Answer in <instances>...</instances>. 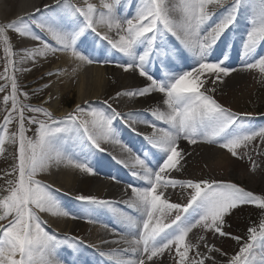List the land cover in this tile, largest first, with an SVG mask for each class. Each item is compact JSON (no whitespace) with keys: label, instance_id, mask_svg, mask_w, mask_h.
<instances>
[{"label":"snow or ice","instance_id":"obj_1","mask_svg":"<svg viewBox=\"0 0 264 264\" xmlns=\"http://www.w3.org/2000/svg\"><path fill=\"white\" fill-rule=\"evenodd\" d=\"M121 2L122 0H101V10H98L96 5L87 3V0L86 7H77L68 0H57V6L65 4L73 13L83 17V22L72 30H65L49 19L37 21V27L46 31L57 46L41 41L42 47L25 49V54L18 63L28 59L34 61L36 56H46L48 52L70 53L76 60L87 63L110 62L94 61L87 54L97 48L96 40L87 39L90 30L101 42L107 41L111 49L128 58L126 62L118 64L119 67L125 72H138L140 77L150 82L142 88L117 92V97H144L154 92L163 94L166 110L154 107L151 115L167 125V128H156L153 125V133L145 137L152 148L163 153L162 163L158 160V169L154 170L147 162L149 153L146 152L144 158H134L133 168L139 166L140 170L133 171L132 175L145 181L147 186L130 185L131 196L125 201L127 207L139 216L121 212L112 207L111 202L92 196L78 195L76 199L90 205L107 207L128 229L120 241H113H122L128 247L100 253L101 256L108 257L110 264H156L154 258L162 257L166 251L171 252L173 247L175 256L178 257L176 264H205L212 257L200 255L199 244L194 245L187 240L189 233L200 227L220 237L227 236L229 234L223 230L225 216L238 205L253 204L264 209V197L254 195L233 183L176 180L168 178L167 173L172 169L179 170L178 166L184 159L185 154L179 149L181 139L189 144H196L200 140L208 144H218L233 157L240 156L237 150L247 147L257 136L264 139V128L259 131L245 130L243 122L237 124L238 114L221 106L208 94L216 91L215 87L208 86L209 81L215 85L221 76L230 74L231 70L223 66V61L210 62L209 57L214 45L236 23L241 7L250 5L253 13L252 26L242 45L244 56L255 58L257 47L264 43V0H232L223 17L207 32H202V29L212 15L209 5H221L223 0H142L132 19H121L117 16L116 8ZM48 8L50 6L45 5V9ZM36 12H40V9L37 8ZM25 21L26 18L21 17L0 25V45H3L6 57L14 55L7 35L8 30H14L21 37L40 40ZM100 27L106 28L107 32H99ZM114 29L118 39L108 35ZM169 35L179 41L183 50L196 59L197 66L175 75L165 72L164 79H157L148 69L153 58L159 59L165 67L171 65L172 61L183 59L181 49L167 43ZM78 44L85 45L86 50L80 51ZM141 47L143 51L138 52ZM99 51L100 55L107 53L105 48H100ZM12 64L13 61L9 59L5 73ZM246 67H258L264 72V57H260L255 63H247ZM56 74L47 73L49 76ZM4 78L11 81V95L5 96L4 101L7 104L11 100L12 107L6 109L8 114L3 118L4 124L0 125L3 130L0 135V152L4 150L6 142L16 144L18 139L17 163L12 169L18 175L14 181H8L7 194L0 198V222L7 221L0 223V264H58L57 250L65 244L75 249L76 244L73 243V238L62 240L46 231L42 226L40 213L65 217L70 213L61 207L49 186L36 177L39 173L48 171L51 166L60 164L79 169L82 173L95 174L87 159L81 160L67 155L64 143L67 140L75 143L84 137L94 148L103 151L101 141L118 142L113 119L122 114L113 109V115L109 116L103 111L94 108L85 110L78 105L73 113L56 119L43 108L22 104L17 96L16 78ZM2 90L0 87V91ZM24 95L26 97L27 94ZM25 110L43 113L47 118H28V124L38 125L34 138L26 135L28 129L25 128ZM14 114L19 118L18 131L9 134L7 125L15 118ZM152 156L155 158V154ZM177 185L191 190L185 205L162 199L164 192L161 189ZM193 207L198 209L199 218L190 222L182 214L188 213ZM173 210L176 213L175 218L170 223H165L164 220ZM248 231L249 242L240 248L228 264H264V221L259 224V230L252 227ZM199 239L203 241L204 237ZM205 246L209 252L220 251ZM194 249L197 250L198 259L189 255ZM256 249L260 250L258 254ZM129 253L131 255H127Z\"/></svg>","mask_w":264,"mask_h":264},{"label":"bare ground","instance_id":"obj_2","mask_svg":"<svg viewBox=\"0 0 264 264\" xmlns=\"http://www.w3.org/2000/svg\"><path fill=\"white\" fill-rule=\"evenodd\" d=\"M75 2V4H73ZM68 0V2L72 5H75L77 7H86V0ZM129 1H131V7H127L129 5ZM142 0H122L121 4L117 5L116 8V14L121 19H132L134 18L136 14V10L139 7ZM87 3H92L96 5L98 10H101V0H87ZM231 2L229 3L231 5ZM19 8H21L15 16H12L10 18L12 22L14 20H18L21 17L26 18L25 22H30V20L34 21H43L45 19H49L50 22H53L55 25H58L61 27L60 21H58V15L63 12L66 14V16L71 17L73 15V19H71L73 25H79L83 22V17L77 16L76 13H73L72 9L67 8L65 4H60L57 6V0H0V17H4L3 11L8 9L6 12V17L9 15H12L14 13V10H16V6L20 5ZM45 5L50 6V8L45 9ZM135 6V7H133ZM6 7V8H5ZM39 8L40 12H36V9ZM245 7H242L243 12L240 14V16L244 15V9ZM213 5H209V11L215 12ZM130 17V18H129ZM217 18H219L217 15H211V18L206 22V24L203 26L202 32H207L212 27L215 26V24L218 22ZM65 21V20H64ZM1 22V20H0ZM6 24V23H3ZM213 25V26H212ZM32 31L40 37V40H32L31 38L27 37L28 42L26 47L24 49H32L36 47H42L41 41L49 43L52 46H57L56 42L51 39L49 34L46 31L41 30L39 27L31 25L30 26ZM127 27V25H125ZM211 27V28H210ZM98 31L101 33L107 32V29L104 27L98 28ZM12 33H16L14 30H12ZM91 33V31H90ZM9 37V34H7ZM95 35V34H94ZM108 35L113 39H118L117 31L114 29L112 32L108 33ZM228 36V34H227ZM226 36V38H227ZM100 40L99 37L96 36ZM225 38V40H227ZM88 41H92L93 39L87 38ZM97 41V40H96ZM176 39L169 35L167 37V43L171 44L172 46H176ZM9 43L12 45V51L16 49V45L10 41ZM108 45L107 41H99L97 42V48L96 51H88L87 54H90V56H94V52L99 53L100 55V48L107 47L104 45ZM110 46V45H109ZM218 47V50L226 49L225 52H228L232 54V58H229L231 60L229 63L230 67H233L232 72L236 71H244V66L246 61L248 60V57L244 56L241 57V59L236 58L237 54V48H232L231 43L226 42L224 40L218 41L216 45ZM83 48V51H85V45H80L78 49L80 51L81 48ZM142 52L143 48H139ZM90 52V53H89ZM14 53V52H13ZM93 53V54H92ZM229 54V56H231ZM185 54H183V57ZM12 56L13 64L10 65V68L13 69L15 66V58ZM189 61L184 60V58L180 61H172L171 66H173V69H176L177 73L180 74L182 71H189L193 67L197 66L196 59L189 55ZM216 53L212 52L211 56L209 57V61L213 62L216 61ZM94 61H104L108 60L110 62L105 63L104 66L99 67L95 62L93 63H87V62H81L79 60H76L74 57L70 55V53L65 52H56L53 54L52 52H48L46 56H36L35 60H25V65L21 69H24V73L27 75L31 74H38L36 78L33 79V83L40 82L42 80H45L43 85L41 87H37L36 93L38 96L41 95L42 97V104H44V108L47 109L48 112H51L53 114V117H57V119L63 118L67 116L69 113H73L74 110L77 108V106H81L85 108V110L90 109H96L97 111H103L107 115L112 116L113 115V109H115L116 112L121 113L126 120L130 121V124L132 126L134 134H136L137 139L141 142V147L137 145L133 146V157L127 158V154L125 153L124 147L122 145L117 144L116 142L108 141L107 146H105L106 150H110L116 157L112 156L113 162L115 159L118 160H126L129 162L130 165L134 164V158L136 156H139L140 158H143L144 156H140L141 153L139 151L142 148V153H144V149L148 148L150 149L149 152L152 154H155V158H153V163L150 167H152L154 170L158 169V163L159 160L160 163H162V157L163 153H160L158 149L152 148V146L148 143L146 136H149L153 133V125L156 128H167V125H165L163 122L158 121L151 115V109L154 107H159L161 110H166V106L163 104V94L154 92L151 93L148 96L144 97H128V96H120L117 97L116 93L121 91H128V90H135L137 88H142L149 84L148 80L144 77H140L138 75V72H125L123 68H118L116 65V62L121 63L120 57H115L114 55H108L106 58H98L94 57L92 58ZM127 57L124 59L123 63L127 61ZM228 60V61H229ZM160 60L157 59L156 63L159 65ZM190 63L191 66L187 67ZM170 66V65H169ZM236 66H238L236 68ZM40 70V71H39ZM39 71V72H37ZM53 72L57 73L56 75L49 76L47 73ZM14 71L12 72V76L15 77ZM152 74V73H151ZM236 74V73H235ZM153 75V74H152ZM231 75V72L230 74ZM232 77V76H231ZM154 78L159 79V77L154 76ZM224 78H227V76H221L220 80L217 81L215 85H212L209 81L208 86L215 87L216 91L215 93H208L213 96V98H218L219 92L227 87V84L230 80L226 82V84H223ZM212 79H215V77H212ZM239 79L238 77H234L232 79V83H234L235 80ZM18 82V80L16 79ZM11 83V81H10ZM230 84V83H229ZM47 85V87H45ZM75 89L74 92L76 94L77 100L72 102V100H65V103H62V97L66 95V93H72L71 90ZM221 98V97H220ZM222 102V101H221ZM64 106L67 108L62 109ZM223 106V105H221ZM227 109H230L232 112L238 114L239 120L237 121V124L239 125L244 117L239 114L238 110H234L233 107L227 105L223 106ZM131 114V115H128ZM119 119V117H116ZM143 118V119H142ZM116 125V124H115ZM38 127V126H37ZM121 127V126H120ZM122 129V128H121ZM132 139L131 137L129 140ZM124 144H126L124 142ZM212 145H218V144H208L200 140L196 144H189L186 140L181 139L179 141V149L183 150L184 159L180 162V166H178V169H172L167 173L168 178L170 179H176V180H184L180 179L179 175L181 174V171L183 167H188L187 164L192 161H196L199 159L204 164H207L210 168L216 169L219 168L220 170L226 168L228 163L231 162L230 156L223 152L220 149H214L212 148ZM94 147L86 140V138L82 137L80 141L73 142L72 140H67L64 143V151L68 152L72 149V152H76L77 150L80 152V155L83 157H80L79 159L84 160L87 159V161L91 164L92 167L97 169V172H100V167H108L110 166L109 163L104 159H96L90 153L88 150L93 149ZM231 154V153H230ZM74 156V155H72ZM76 157V156H75ZM203 158L202 160H200ZM204 160V161H203ZM185 169V168H184ZM133 171H139V166H136L133 168ZM183 172V171H182ZM95 174H99L96 173ZM174 174V176H171ZM178 174V177L176 176ZM183 174V173H182ZM42 179H45V181H41L44 184H47L49 186L50 191L53 193H57L60 195H63L62 205L63 209H65L67 212L70 213L69 216H54L50 213H42V221L46 222V225L51 227L53 229L51 234H61V237L68 236V237H75V234H78L77 237H79L77 240H83L87 241L88 243L93 244L95 247L99 249V251L104 253H109L113 249H123L125 247H128V245H125L122 241L120 243H114L113 241H120L121 237L117 239H111L109 235L107 234L106 230L98 224L88 226V230L83 228L82 225V219H85V214L80 215H74L72 210L73 207H80V204L78 202H71V199H68L70 197L69 195L75 194V192H78L81 190L82 186L88 184V181L91 180L92 182L89 183V188L91 187V192L88 194L89 196L95 197L99 200H105L111 202L112 207H121L126 210L127 214H131L132 216L138 217L139 214L136 213L134 210L129 209L125 203L131 196V187L126 188L117 184L116 186L112 183L104 182L103 180H99L95 177V175H89L86 173H82L79 169H75L71 166H67L65 164H60L59 166L53 165L51 166L48 171L39 173ZM104 175V174H100ZM98 175V176H100ZM194 178V177H192ZM191 179V178H187ZM193 181H196L195 179H191ZM128 185L131 184V186L135 187H144L147 186L145 181L139 180L137 177L135 178L133 175L130 177V179L127 181ZM179 186V185H177ZM171 187V186H170ZM175 188V187H172ZM82 191V190H81ZM161 191L164 192V196L162 199H167L169 202L171 197H174L175 195L173 189H161ZM93 194V195H92ZM184 194L180 193V197H178V200L184 199ZM85 204V202H83ZM66 205V206H65ZM96 206L97 211L100 206ZM107 208V207H106ZM75 212H80V210H77ZM111 211V215H112ZM192 208L189 209L188 213H183L182 216H186L188 218V221L192 222L194 219V216L192 215ZM76 218H72V217ZM82 218V219H81ZM97 218H99L97 216ZM100 219V218H99ZM117 229L121 230L123 232V235H125L128 232V229L124 225L116 224ZM85 231V232H84ZM51 232V231H50ZM84 232L81 236V233ZM87 232V233H86ZM80 234V235H79ZM122 235V236H123ZM58 238L60 237L57 236ZM130 236H128L129 238ZM66 238V237H65ZM63 239V238H62ZM130 239V238H129ZM107 241V243H105ZM114 246V248H107V246ZM65 245H62L58 250L57 254H62L63 257L66 259L68 264H104L102 262V259L100 256H98L97 252H94L91 256H86L81 254L78 250H64ZM90 251H92L90 249ZM65 255H68V258L65 257ZM127 255H131L130 253ZM105 259L109 261L108 257H105ZM157 264V263H156Z\"/></svg>","mask_w":264,"mask_h":264},{"label":"rangeland","instance_id":"obj_3","mask_svg":"<svg viewBox=\"0 0 264 264\" xmlns=\"http://www.w3.org/2000/svg\"><path fill=\"white\" fill-rule=\"evenodd\" d=\"M21 1V0H18ZM31 1V0H28ZM76 1H74L73 4H75ZM78 2L81 3L80 0ZM231 0H223V3L221 5H213L215 10V13L219 18H217V21L223 17L226 10L231 6L229 3ZM20 5L16 6V10H14V13L12 15H9L6 17V12L8 9L4 10V17H0V25H3V23H7L8 21H11L10 17L15 16L17 12L21 9L19 8ZM245 11L244 15L240 16V14L243 12L242 7L240 8L238 12V18L235 23L236 27L238 29H242L240 33V41L243 44L244 39L246 38V33L251 28V19H252V8L250 5L244 6ZM6 8V7H5ZM77 16H80L78 13H76ZM58 21L61 23V27L65 30H72L77 27V25H73L71 19H73V15L71 17L66 16L65 13L61 12L58 15ZM81 17V16H80ZM130 18V17H129ZM65 20V21H64ZM217 22V23H218ZM28 24L36 25V21L30 20ZM213 26V25H212ZM7 34H9V39L16 45V49L14 52L15 58V68L13 69L15 74V78L18 80V100L22 104L30 105L32 107H40L44 108V104H42V97L41 95H37L39 93H36L38 90L37 87H41L43 83H45V80H42L37 83H33V79L36 78L38 74H31L27 75L25 74L24 69H21L22 67L26 66L25 61L23 63H18L21 56H24V47H26L28 39L27 37H21L18 33H12V30H8ZM94 35L93 33L89 32L87 33V38H90V35ZM80 44H78V47ZM260 57H264V43L260 44L255 53V58L248 57V60L245 63L244 71H233V67H228L231 71V75H228L227 78H224L223 84L230 80L227 84V87L221 90L218 94V98H214L220 105L223 106H231L234 108V110H238L239 114L243 116L244 118L240 120V122H243L245 125V130H255L259 131V129L264 128V72H261V70L256 68H248L246 67L247 63H255L256 60H258ZM12 59V57H6V54L3 51V45H0V87L3 88L2 91H0V124H4V116L7 113L6 109H11V100L7 102V104L4 101L5 96L11 95V83L10 80L5 79V76H12V68L8 66V71L5 73V66L8 64V60ZM216 62V61H213ZM218 62V61H217ZM99 67L104 66V63H98L95 62ZM223 66L227 67L226 63H223ZM238 66H236L237 68ZM118 68H120L118 66ZM19 69V70H17ZM24 71V72H23ZM236 73V74H235ZM232 76V77H231ZM238 77L239 79L235 80L234 83H232V79L234 77ZM230 83V84H229ZM74 88L71 90L72 93H66L64 97H62V103H65V100H77L76 94L74 92ZM24 94H27L26 97ZM221 97V98H220ZM222 101V102H221ZM67 108L64 106L62 109ZM46 110V109H45ZM47 111V110H46ZM14 119L11 123L7 125L8 133H15L18 131V115L14 114ZM25 117V128L28 129L26 132V135L28 137H35L36 128L38 125L36 124H28V118L34 117L37 120H46L47 118L43 115V113H35L25 110L24 112ZM54 118L57 119V117L54 116ZM3 134V130L0 129V135ZM105 142L101 141V146H104ZM4 150L0 152V198H2L3 195L7 194V188L9 187L8 181H14L17 178L18 172H13L12 169L14 165L17 163V157H18V139L17 143L13 144L10 141L6 142L3 146ZM212 148L214 149H220L226 154L230 156L231 162L228 163L226 168L220 170L219 168L212 169L207 164L202 163L201 161L194 160L189 162L188 167H183L181 174L179 175L180 179L188 180L187 178L195 179L196 181L201 180H215L220 181L224 183H233L237 185L238 187H241L245 189L246 191L252 192L254 195H258L261 197H264V139L257 136L247 147H241L238 149V153L240 156L233 157L226 149L220 148L218 145H212ZM67 155H70V151L65 152ZM201 158L200 160H202ZM204 161V160H203ZM185 168V169H184ZM183 173V174H182ZM171 176H174L172 174ZM178 177V174H176ZM194 177V178H192ZM36 179L40 181H45V179H42L41 176L38 174ZM92 182L91 180L88 181V184L82 186L81 190L78 192H75L74 196L69 195L68 199H71V202H77L79 200L76 199L78 195H84L89 196L91 187L89 188V183ZM168 189L174 190V197H171L169 202L170 203H179L181 205L187 204V201L189 199V193L190 189H183L180 186H176L175 188L168 187ZM92 193V192H91ZM180 193L184 194L183 198L181 200H178L177 198L180 197ZM54 197L59 201L61 207L63 195L53 193ZM93 195V194H92ZM83 204L81 203V206ZM66 206V205H65ZM117 208V207H116ZM192 209H195L193 207ZM65 210V209H64ZM73 214L78 215V212H75L77 210H82L80 207H73L71 209ZM120 210V209H119ZM122 212V211H121ZM198 209L192 213L194 216V219L192 222H195L196 219H198ZM89 215L93 216L92 210L89 211ZM175 211H171L169 216L164 220L165 223H170L172 219L175 218ZM41 220H42V213H40ZM82 219V218H81ZM264 221V209H261L253 204H244V205H238L235 209H232L226 216H225V223L223 230L228 233L229 235L220 237L218 234H213L211 231H205L204 229L197 227L192 230V232L189 233L187 240L190 241L192 244H199L198 251L201 256H211V260H206L205 264H228V261L236 255L240 248L245 244L248 243V237H249V228L255 227L257 230H259V224ZM0 223H7V221H3ZM94 221H90L88 219H82V227L88 230V226L94 225ZM42 226L45 228L46 231L49 233H52V228L46 225V222L43 221ZM51 231V232H50ZM85 232V231H84ZM81 233V236L83 233ZM87 233V232H86ZM57 235V234H56ZM62 238H69L68 236L61 237ZM57 235V236H59ZM78 234H75V237H77ZM80 235V234H79ZM85 236V233H84ZM73 238V241L77 240L76 238ZM200 237H204L203 241H200ZM239 239H236V238ZM65 238V239H66ZM70 238H72L70 236ZM131 238V237H129ZM79 242L83 241L85 244L88 245L89 249L93 248V250H97L93 244L88 243L83 240H78ZM77 242V241H75ZM205 245L214 247L219 249L220 251H214L209 252L208 247ZM68 249V245L65 244V249ZM256 253H259V249L255 250ZM190 257L193 259H198L197 256V250H192L189 253ZM63 256V255H62ZM66 256V255H65ZM56 259L58 261V264H62L60 261L61 257L56 256ZM156 260L157 264H176V260L178 257L175 256V247H173L171 252L166 251L162 257L154 258Z\"/></svg>","mask_w":264,"mask_h":264}]
</instances>
